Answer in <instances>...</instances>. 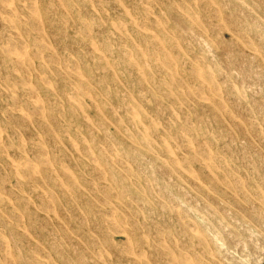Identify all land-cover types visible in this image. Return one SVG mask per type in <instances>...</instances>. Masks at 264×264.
Listing matches in <instances>:
<instances>
[{
  "label": "rangeland",
  "instance_id": "1",
  "mask_svg": "<svg viewBox=\"0 0 264 264\" xmlns=\"http://www.w3.org/2000/svg\"><path fill=\"white\" fill-rule=\"evenodd\" d=\"M116 1L31 0L30 2L29 0H0V41L2 40L0 42V154H4L0 155V186L2 188L5 186L4 190L0 188V191H2L0 192V203H2L0 204V217L3 218H0V247L2 249L0 250V264H9L12 261L13 264H52V262L53 264H77L79 261L81 262L78 264H144L145 262V264H152V262L153 264H166V262L167 264H185V262L186 264H199L200 262L203 264H214L215 262V264H223V262L225 264H264V0H216L217 4L220 3V6L214 3L216 2L215 0H170V2L169 0H150L151 3L149 0ZM199 1L201 3H198ZM57 2H60V5ZM145 4H147L146 8ZM187 9L189 10L187 11ZM103 11L105 12L103 13ZM215 16L221 20H218ZM200 19H202L201 22ZM37 22H39V25ZM68 22L69 25H67ZM91 22L93 23V28ZM142 24H145L143 26L144 29L141 27ZM240 25L242 26L240 27ZM215 26H217L216 29L214 28ZM199 27L202 28L200 29ZM20 28H22L21 31ZM137 30L141 33H137ZM247 31H249V34H247ZM163 34L166 38L162 36ZM259 34L263 37H260ZM65 37H67V40ZM28 38L29 41L27 40ZM95 39H98V41ZM148 39H151L152 44ZM249 40H251L252 44ZM164 41L166 42L164 43ZM22 42H24L23 45ZM229 42L231 43L229 44ZM10 43H12V48ZM39 44H42V47L45 46L44 49H40L41 45ZM249 44L251 48L255 49L253 50L252 48V52ZM21 47L22 49H20ZM96 47L100 48L97 49ZM132 47H135V50ZM37 49L40 51L39 54H35L38 52L36 51ZM146 51L147 54L145 53ZM166 53L168 56H166ZM37 55L40 56L38 57ZM150 55L152 56L150 57ZM64 57L66 58L65 61ZM90 57L94 61H91ZM179 60L181 61L179 62ZM16 61L18 64H15ZM100 61L101 63H99ZM206 61L209 62V66ZM4 67L5 70L3 69ZM160 67H162V71ZM179 68L181 69L179 70ZM205 70L206 73L204 72ZM144 71L146 72L144 73ZM192 73H194L193 77ZM62 75L66 76L62 77ZM230 75L233 78H230ZM149 79H151L150 82L148 81ZM53 81H55V84ZM79 82H83L82 86ZM140 82L144 84H140ZM207 82L209 85H207ZM153 84L157 85L156 89ZM86 85L88 86L86 87ZM188 90H190L189 93ZM175 91H178L181 95ZM199 91H201V94ZM242 91H245V93H242ZM254 92L256 95H254ZM124 93L125 95H122ZM11 96L12 98H10ZM22 96L24 97L22 98ZM70 96L74 97V99ZM205 96L206 100L204 99ZM102 104L108 107H103L104 105L102 106ZM25 107H28L26 108L27 110H25ZM217 107L222 109L219 110ZM181 108L182 111H180ZM70 109H73V111ZM228 109L230 113H228ZM35 111L36 113H34ZM187 113L189 114L187 115ZM153 119L156 123L152 122ZM185 121H188V123ZM188 125L192 127H187ZM148 126H150L149 131ZM245 128L247 129L246 131ZM169 129H171V132ZM184 130L185 133L183 132ZM204 131L207 132V135ZM183 133L187 135L185 136ZM38 135L40 136L38 137ZM19 136L22 139L20 141L18 140L20 139ZM111 136L113 137L111 138ZM180 136L185 139L182 141ZM91 139L93 140L90 141ZM133 139H135V142H132ZM196 140L198 143H194ZM183 143L186 144L184 145ZM167 146L171 148L164 149ZM88 151L89 154L87 155ZM203 151L207 155L203 154ZM213 155L217 157L214 158ZM206 156L208 157L206 158ZM52 157L54 161L57 159L55 161L56 164L53 163ZM194 159H197L198 163ZM184 160L189 162V164ZM99 161L100 164H98ZM174 161L176 162L174 163ZM30 163L32 164L30 165ZM107 164L109 167L106 166ZM105 167L109 169L106 171ZM138 167L141 169L139 170ZM111 168L113 169L111 170ZM110 170L113 171L112 175ZM143 170L145 174L144 172L142 173ZM88 174L91 175V178ZM6 176L8 177L6 178ZM113 179L114 183L112 182ZM154 179L157 180L155 181ZM222 179L227 184L223 183ZM59 180L60 182H58ZM211 181L213 182L211 183ZM115 183L117 184L116 186ZM19 184L21 187L18 186ZM156 186L158 187L155 189ZM15 187H20L19 189L22 191ZM90 191L91 193L94 192V194H90ZM108 192L111 195H108ZM10 194L13 196H10ZM108 196L109 199H107ZM130 196L133 197L131 198ZM244 196L250 197L246 198ZM23 199H26L27 202ZM52 199L56 200V202ZM109 200L111 201L109 202ZM258 200L261 201L258 202ZM106 201L109 207H107ZM123 201L124 203H122ZM33 203L34 205H30ZM156 204L158 207H156ZM39 205L41 208L38 207ZM48 206H51L50 209ZM255 209L258 211L256 212ZM106 211L107 213H105ZM134 214L136 215L135 217ZM9 216L11 219H9ZM75 217L76 219H74ZM105 217L107 218L106 221H104ZM127 217H130V219ZM186 222L189 223V226ZM117 224L118 226H116ZM157 225L159 226L157 227ZM113 226L116 227L114 228L118 232L115 229V231L113 230ZM200 227L204 230L202 231ZM168 229L171 231H168ZM128 230L135 232V235ZM140 230L144 232L142 231V233ZM167 231L171 232L172 235ZM197 232L200 234H197ZM109 235L110 237H108ZM196 236H198L199 240ZM208 237H210V240ZM203 239L205 244L202 242ZM3 240L7 242V247ZM102 240L107 244L104 241L101 242ZM137 240L139 241L136 242ZM179 241L181 245L178 244ZM160 242L162 243L160 244ZM42 243L43 245H41ZM94 243L97 244L95 248H93ZM66 245L69 249H67ZM124 245L128 246V249ZM200 245L201 247H199ZM120 246L121 248H119ZM6 248L8 249L6 250ZM122 249L126 252H123ZM206 249H209L210 252H207ZM31 252L34 255H31ZM74 252L76 253L74 254ZM2 253L4 257L1 256ZM123 253L125 254L123 255ZM93 255L96 257H93ZM213 255L217 259H214ZM48 256L51 258H48ZM194 257L195 261L193 262ZM32 259L34 260L32 261Z\"/></svg>",
  "mask_w": 264,
  "mask_h": 264
},
{
  "label": "bare ground",
  "instance_id": "2",
  "mask_svg": "<svg viewBox=\"0 0 264 264\" xmlns=\"http://www.w3.org/2000/svg\"><path fill=\"white\" fill-rule=\"evenodd\" d=\"M18 1H19V0H18ZM29 1L31 2V0H29ZM36 1H37V0H36ZM54 1H55V0H54ZM93 1H94V0H93ZM115 1H116V0H115ZM135 1H136V0H135ZM149 1H150V0H149ZM153 1H154V0H153ZM193 1H194V0H193ZM215 1H216V0H215ZM5 2H6V1H5ZM104 2H105V1H104ZM106 2H108V1H106ZM111 2H112V1H111ZM116 2H117V1H116ZM141 2H142V1H141ZM169 2H170V0H169ZM207 2H208V1H207ZM6 3H7V2H6ZM49 3H51V2H49ZM57 3H58V2H57ZM59 3H60V2H59ZM59 3H58V4H59ZM69 3H70V2H69ZM139 3H140V1H139ZM146 3H147V1H146ZM150 3H151V1H150ZM163 3H164V2H163ZM188 3H189V2H188ZM191 3H193V2H191ZM198 3H201V2L199 1ZM214 3L217 4L218 2L216 1V2H214ZM34 4H35V3H34ZM51 4H52V3H51ZM106 4H107V3H106ZM109 4H110V3H109ZM181 4H182V3H181ZM26 5H27V4H26ZM59 5H60V4H59ZM96 5H98V4H96ZM139 5H140V4H139ZM158 5H160V4H158ZM164 5L166 6L165 3H164ZM191 5H192V4H191ZM211 5H212V4H211ZM217 5L220 6V3L217 4ZM221 5H222V4H221ZM246 5H247V4H246ZM28 6H29V5H28ZM31 6H33V5H31ZM109 6H110V5H109ZM146 6H147V4H145V8H146ZM215 6H216V5H215ZM242 6H243V5H242ZM29 7H30V6H29ZM48 7H49V6H48ZM52 7H53V6H52ZM142 7H143V5H142ZM183 7H185V6H183ZM15 8H16V7H15ZM15 8H14V9H15ZM32 8H33V7H32ZM50 8H51V6H50ZM53 8H54V7H53ZM97 8H98V7H97ZM165 8H167V7H165ZM2 9H3V8H2ZM14 9H13V10H14ZM21 9H22V8H21ZM30 9H31V8H30ZM33 9H34V8H33ZM65 9H66V7H65ZM153 9H154V7H153ZM211 9H212V8H211ZM221 9H222V8H221ZM223 9H224V8H223ZM37 10H38V9H37ZM47 10H48V9H47ZM67 10H68V9H67ZM132 10H134V9H132ZM180 10H181V9H180ZM182 10H183V9H182ZM188 10H189V9H187V11H188ZM217 10H218V8H217ZM3 11H4V10H3ZM15 11H16V9H15ZM22 11H23V9H22ZM185 11H186V10H185ZM218 11H219V10H218ZM44 12H46V11H44ZM77 12H78V11H77ZM79 12H80V11H79ZM104 12H105V11H103V13H104ZM113 12H114V11H113ZM151 12H152V11H151ZM196 12H197V11H196ZM214 12H215V11H214ZM221 12H222V11H221ZM253 12H254V11H253ZM21 13H22V12H21ZM162 13H163V12H162ZM187 13H189V12H187ZM191 13H192V12H191ZM197 13H198V12H197ZM197 13H196V14H197ZM205 13H206V12H205ZM218 13H219V12H218ZM241 13H242V12H241ZM8 14H9V13H8ZM16 14H17V11H16ZM124 14H126V13H124ZM144 14H145V12H144ZM160 14H161V13H160ZM189 14H190V13H189ZM192 14H193V13H192ZM198 14H200V13H198ZM198 14H197V15H198ZM242 14H243V13H242ZM242 14H241V15H242ZM10 15H11V14H10ZM12 15H14V14L12 13ZM29 15H30V14H29ZM46 15H48V14H46ZM78 15H80V14H78ZM223 15H224V14H223ZM25 16H26V15H25ZM80 16H81V15H80ZM124 16H125V15H124ZM191 16H192V15H191ZM216 16H218V15H216ZM216 16H215V17H216ZM13 17H14V16H13ZM28 17H29V16H28ZM31 17H32V15H31ZM64 17H65V16H64ZM68 17H69V16H68ZM147 17H148V15H147ZM147 17H146V19H147ZM155 17H156V16H155ZM159 17H160V16H159ZM203 17H204V16H203ZM29 18H30V17H29ZM34 18H35V17H34ZM120 18H121V17H120ZM134 18H135V17H134ZM170 18H171V17H170ZM197 18H198V17H197ZM207 18H208V17H207ZM207 18H206V19H207ZM209 18H210V17H209ZM216 18H217V17H216ZM218 18H219V17H218ZM218 18H217V19H218ZM35 19H36V18H35ZM35 19H33V20H35ZM66 19H68V18H66ZM93 19H94V18H93ZM162 19H163V18H162ZM192 19H193V18H192ZM198 19H199V18H198ZM203 19H204V18H203ZM28 20H29V19H28ZM63 20H64V19H63ZM122 20H123V19H122ZM137 20H138V19H137ZM140 20H141V19H140ZM164 20H165V19H164ZM164 20H163V22H164ZM201 20H202V19H200V22H201ZM218 20H221V19H218ZM30 21H31V19H30ZM36 21H37V20H36ZM38 21H39V20H38ZM64 21H65V20H64ZM67 21H68V20H67ZM90 21H91V20H90ZM209 21H210V19H209ZM224 21H225V20H224ZM39 22H40V21H39ZM39 22H37L38 25H39ZM69 22H70V21H69ZM69 22H68L67 25H69ZM80 22H81V21H80ZM92 22H93V21H92ZM92 22H91V23H92ZM112 22H113V21H112ZM124 22H125V21H124ZM140 22H141V21H140ZM140 22H139V23H140ZM143 22H144V20H143ZM149 22H150V21H149ZM156 22H157V21H156ZM156 22H155V24H156ZM193 22H194V21H193ZM196 22H197V21H196ZM237 22H238V21H237ZM93 23H94V22H93ZM93 23H92V28H93ZM118 23H119V22H118ZM139 23H138V24H139ZM152 23H153V22H152ZM165 23H166V22H165ZM173 23H174V22H173ZM225 23H226V22H225ZM13 24H14V23H13ZM19 24H20V23H19ZM33 24H34V23H33ZM81 24H83V23H81ZM85 24H86V23H85ZM126 24H127V22H126ZM157 24H158V23H157ZM198 24H199V23H198ZM219 24H220V23H219ZM65 25H66V22H65ZM65 25H64V26H65ZM131 25H132V24H131ZM144 25H145V24H144ZM144 25L142 24V26H141V25H140V26L143 27ZM153 25H154V24H153ZM208 25H209V24H208ZM217 25H218V24H217ZM224 25H225V24H224ZM12 26H13V25H12ZM12 26H11V27H12ZM31 26H33V25L31 24ZM52 26H53V24H52ZM74 26H75V25H74ZM111 26H112V24H111ZM116 26H117V25H116ZM163 26H164V25H163ZM220 26H221V25H220ZM236 26H237V25H236ZM241 26H242V25H240V27H241ZM253 26H255V25H253ZM39 27H40V26H39ZM79 27L81 28V26H79ZM118 27H119V24H118ZM118 27H116V28H118ZM176 27H177V25H176ZM176 27H175V28H176ZM208 27H209V26H208ZM210 27H211V26H210ZM218 27H219V26H218ZM228 27H229V25H228ZM240 27H239V28H240ZM12 28H13V27H12ZM14 28H15V26H14ZM35 28H36V27H35ZM74 28H75V27H74ZM108 28H109V27H108ZM150 28H151V27H150ZM156 28H157V27H156ZM179 28H180V27H179ZM199 28H200V27H199ZM201 28H202V27H201ZM201 28H200V29H201ZM214 28L216 29L217 26H215ZM229 28H230V27H229ZM2 29H4V28H2ZM21 29H22V28H20V31H21ZM39 29H40V28H39ZM43 29H44V28H43ZM77 29H78V28H77ZM119 29H120V28H119ZM143 29H144V27H143ZM157 29H158V28H157ZM168 29H169V28H168ZM235 29H236V28H235ZM240 29H241V28H240ZM242 29H243V28H242ZM246 29H247V28H246ZM33 30H35V29H33ZM75 30H76V29H75ZM117 30H118V29H117ZM135 30H136V29H135ZM175 30H176V29H175ZM175 30H174V31H175ZM180 30L184 31L183 29H180ZM249 30H250V28H249ZM257 30H258V29H257ZM20 31H18V32L20 33ZM35 31H36V30H35ZM81 31H82V30H81ZM85 31H86V30H85ZM118 31H119V30H118ZM137 31H138V30H137ZM162 31H164V30H162ZM162 31H161V32H162ZM213 31H214V30H213ZM59 32H60V31H59ZM78 32H79V31H78ZM87 32H88V31H87ZM115 32H116V31H115ZM161 32H160V33H161ZM204 32H205V31H204ZM210 32H212V31L210 30ZM248 32H249V31H247V34H249ZM5 33H6V31H5ZM79 33H80V32H79ZM81 33H82V32H81ZM84 33H86V32H84ZM137 33H139V31H138ZM140 33H141V32H140ZM140 33H139V34H140ZM163 33H164V32H163ZM171 33H172V32H171ZM181 33H182V32H181ZM212 33H213V32H212ZM220 33H221V32H220ZM222 33H223V31H222ZM260 33H261V32H260ZM179 34H180V33H179ZM193 34H194V33H193ZM236 34H238V33H236ZM251 34H252V33H251ZM255 34H257V33H255ZM82 35H83V34H82ZM85 35H86V34H85ZM89 35H90V34H89ZM137 35H138V34H137ZM142 35H143V33H142ZM184 35H185V33H184ZM259 35H260V34H259ZM9 36H10V35H9ZM29 36H30V34H29ZM51 36H52V35H51ZM73 36H74V35H73ZM127 36H128V34H127ZM127 36H126V37H127ZM140 36H141V35H140ZM147 36H148V35H147ZM147 36H146V37H147ZM160 36H161V35H160ZM162 36H164V34H163ZM168 36H169V35H168ZM178 36H179V35H178ZM185 36H186V35H185ZM218 36H219V34H218ZM263 36H264V35H263ZM263 36L260 35V37H263ZM2 37H3V36H2ZM54 37H56V36L54 35ZM164 37H165V36H164ZM211 37H212V36H211ZM211 37H210V38H211ZM237 37H238V36H237ZM43 38H44V37H43ZM66 38H67V37H65V39H66ZM165 38H166V37H165ZM167 38H168V37H167ZM263 38H264V37H263ZM5 39H8V38H5ZM9 39H10V37H9ZM34 39H35V37H34ZM122 39H123V38H122ZM129 39H130V38H129ZM169 39H170V38H169ZM177 39H178V37H177ZM180 39H181V38H180ZM212 39H213V38H212ZM223 39H224V38H223ZM27 40L29 41V38H28ZM66 40H67V39H66ZM87 40H88V39H87ZM95 40L98 41V39H95ZM120 40H121V38H120ZM144 40H145V39H144ZM146 40H147V39H146ZM148 40L150 41L151 39H148ZM155 40H156V39H155ZM261 40H262V38H261ZM1 41H2V40H1ZM1 41H0V42H1ZM74 41H75V40H74ZM88 41H89V40H88ZM152 41H153V40H152ZM161 41H162V40H161ZM170 41H171V40H170ZM170 41H169V42H170ZM242 41H244V40L242 39ZM246 41H247V40H246ZM250 41H251V40H249V42H250ZM262 41H263V40H262ZM35 42H36V41H35ZM39 42H40V41H39ZM39 42H38V43H39ZM89 42H91V41H89ZM121 42H122V41H121ZM130 42H131V41H130ZM165 42H166V41H164V43H165ZM181 42H182V41H181ZM231 42H232V40H231ZM231 42H229V44H230ZM12 43H13V42H12ZM12 43H10V47H11V44H12ZM18 43H19V42H18ZM36 43H37V42H36ZM91 43H92V42H91ZM139 43H140V42H139ZM139 43H138V44H139ZM150 43L152 44L151 41H150ZM150 43H149V45H150ZM155 43H156V41H155ZM172 43H173V42H172ZM174 43H175V42H174ZM208 43H209V42H208ZM250 43L252 44V42H250ZM6 44H7V43H6ZM23 44H24V42H22V45H23ZM25 44H26V43H25ZM180 44H182V43H180ZM183 44H185V43H183ZM194 44H195V42H194ZM232 44H233V43H232ZM254 44H255V43H254ZM254 44H253V45H254ZM37 45H38V44H37ZM39 45H41L40 49H42V48L44 49L45 46L42 47V44H39ZM55 45H56V44H55ZM98 45H100V44H98ZM140 45H141V43H140ZM167 45H168V43H167ZM175 45H176V44H175ZM198 45H199V44H198ZM249 45H250V44H249ZM2 46H3V44H2ZM12 46H14V45H12ZM15 46H16V45H15ZM33 46H34V43H33ZM33 46H32V47H33ZM35 46H36V45H35ZM94 46H95V45H94ZM173 46H174V45H173ZM202 46H203V45H202ZM211 46H213V45H211ZM255 46H256V45H255ZM7 47H8V45H7ZM92 47H93V46H92ZM101 47H102V46H101ZM116 47H117V46H116ZM151 47H152V46H151ZM157 47H158V46H157ZM159 47H160V46H159ZM189 47L191 48V46H189ZM231 47H232V46H231ZM245 47H246V46H245ZM249 47H250V49H251V52H252L253 50H255L253 47H252V48H253V50H252L251 45H250ZM257 47H258V46H257ZM11 48H12V47H11ZM59 48H60V47H59ZM96 48H97V47H96ZM99 48H100V47H98L97 49H99ZM127 48H128V47H127ZM132 48H133V47H132ZM134 48H135V47H134ZM134 48H133V50H135ZM154 48H155V47H154ZM167 48H169V47H167ZM175 48H176V47H175ZM212 48H214V47H212ZM246 48H248V47H246ZM255 48H256V47H255ZM3 49H4V48H3ZM8 49H9V48H8ZM20 49H22V47H21ZM26 49H27V47H26ZM33 49H34V48H33ZM33 49H32V50H33ZM38 49H39V48H38ZM38 49H37L36 51H38ZM46 49H47V48H46ZM94 49H95V48H94ZM97 49H95V50H97ZM136 49H137V48H136ZM146 49H147V48H146ZM157 49H158V48H157ZM200 49H201V48H200ZM258 49H259V47H258ZM9 50H10V49H9ZM30 50H31V46H30ZM102 50H103V49H102ZM102 50H101V52H102ZM155 50H156V49H155ZM158 50H159V49H158ZM158 50H157V51H158ZM160 50H161V49H160ZM170 50H172V49H170ZM208 50H210V49H208ZM208 50H207V51H208ZM248 50H249V49H248ZM256 50H257V49H256ZM259 50H260V49H259ZM99 51H100V50H99ZM147 51H148V50H147ZM147 51L145 52L146 54H147ZM257 51H258V50H257ZM29 52H30V51H29ZM127 52H129V51H127ZM136 52H139V51H136ZM159 52H161V51H159ZM163 52H164V51H163ZM193 52H194V51H193ZM261 52H263V51H261ZM6 53H7V52H6ZM34 53H35V52H34ZM37 53L39 54L40 51L36 52L35 54H37ZM106 53H107V52H106ZM109 53H110V52H109ZM134 53H135V52H134ZM149 53H150V52H149ZM172 53H173V52H172ZM17 54H18V53H17ZM112 54H113V53H112ZM123 54H124V53H123ZM126 54H127V53H126ZM139 54H140V53H139ZM139 54H138V55H139ZM152 54H153V53H152ZM154 54H155V52H154ZM173 54H174V53H173ZM190 54H192V53H190ZM201 54H202V53H201ZM210 54H211V53H210ZM240 54H241V53H240ZM40 55H41V54H40ZM40 55H39V56H40ZM57 55H58V54H57ZM89 55H90V53H89ZM161 55H162V54H161ZM161 55H160V56H161ZM18 56H19V55H18ZM33 56H34V55H33ZM37 56H38V55H37ZM39 56H38V57H39ZM51 56H52V55H51ZM79 56H80V55H79ZM126 56H128V55H126ZM134 56H135V55H134ZM151 56H152V55H150V57H151ZM166 56H168L167 53H166ZM263 56H264V55H263ZM35 57H36V56H35ZM99 57H100V56H99ZM99 57H98V58H99ZM137 57H138V56H137ZM137 57H136V58H137ZM150 57H149V59H150ZM155 57H156V54H155ZM155 57H154V58H155ZM162 57H163V56H162ZM169 57H170V56H169ZM169 57H168V58H169ZM179 57H180V56H179ZM200 57H201V56H200ZM228 57H229V56H228ZM18 58H19V57H18ZM18 58H16V59H18ZM22 58H23V57H22ZM33 58H34V57H33ZM46 58H48V57H46ZM46 58H45V60H47ZM51 58H52V57H51ZM90 58H91V57H90ZM98 58H97V59H98ZM138 58H139V57H138ZM138 58H137V59H138ZM166 58H167V57H166ZM171 58H172V57H171ZM250 58H252V57H250ZM8 59H9V58H8ZM65 59H66V58L64 57V61H65ZM94 59H95V58H94ZM99 59H102V58H99ZM99 59H98V60H99ZM105 59H106V58H105ZM161 59H162V58H161ZM163 59H164V58H163ZM172 59H173V58H172ZM198 59H199V58H198ZM212 59H213V58H212ZM253 59H254V57H253ZM79 60H80V59H79ZM92 60H93V59L91 58V61H92ZM106 60H107V59H106ZM109 60H110V59H109ZM113 60H114V59H113ZM140 60H141V58H140ZM164 60H166V59H164ZM164 60H163V63H164ZM167 60H168V59H167ZM22 61H23V60H22ZM54 61H56V60H54ZM93 61H94V60H93ZM95 61H96V60H95ZM137 61H138V60H137ZM170 61L172 62V60H170ZM175 61H176V60H175ZM180 61H181V60H179V62H180ZM183 61H184V60H183ZM4 62H5V61H4ZM49 62H50V58H49ZM51 62H52V60H51ZM97 62H98V61H97ZM123 62H125V61L123 60ZM151 62H153V61H151ZM161 62H162V61H161ZM171 62H170V63H171ZM176 62H177V61H176ZM184 62H185V61H184ZM186 62H188V61H186ZM192 62H193V61H192ZM206 62H207V61H206ZM210 62H212V61H210ZM2 63H3V62H2ZM57 63H58V62H57ZM71 63H72V62H71ZM74 63H75V62H74ZM99 63H101V61H100ZM140 63H141V62H140ZM170 63H169V64H170ZM181 63H182V62H181ZM181 63H180V64H181ZM208 63H209V62H207V64H208ZM212 63H213V62H212ZM3 64H4V63H3ZM13 64H14V63H13ZM13 64H12V65H13ZM15 64H18L17 61H16ZM52 64H53V63H52ZM64 64H65V63H64ZM64 64H62V65H64ZM75 64H76V63H75ZM110 64H111V63H110ZM128 64H129V63H128ZM143 64H144V63H143ZM145 64H147V63H145ZM172 64H174V63H172ZM178 64H179V63H178ZM7 65H8V64H7ZM65 65H66V64H65ZM71 65H72V64H71ZM117 65H118V64H117ZM117 65H116V66H117ZM131 65H132V64H131ZM131 65H130V66H131ZM163 65H164V64H163ZM184 65H185V64H184ZM184 65H182V66H184ZM186 65H187V64H186ZM5 66H6V62H5ZM41 66H42V65H41ZM72 66H73V65H72ZM75 66H76V65H75ZM75 66H74V67H75ZM128 66H129V65H128ZM158 66H159V65H158ZM201 66H202V65H201ZM203 66H204V65H203ZM205 66H206V65H205ZM208 66H209V64H208ZM13 67H14V66H13ZM13 67H12V68H13ZM38 67H39V66H38ZM42 67H43V66H42ZM74 67H73V68H74ZM165 67H166V66H165ZM195 67H196V66H195ZM214 67H215V66H214ZM221 67H222V66H221ZM64 68H65V67H64ZM104 68H106V67H104ZM156 68H157V67H156ZM161 68H162V67H160V70H161ZM167 68H168V67H167ZM202 68H203V67H202ZM204 68H205V67H204ZM3 69L5 70V67H4ZM43 69H44V68H43ZM71 69H72V68H71ZM95 69H96V67H95ZM173 69H175V68H173ZM180 69H181V68H179V70H180ZM38 70H39V68H38ZM97 70H98V69H97ZM146 70H147V68H146ZM160 70H159V71H160ZM185 70H186V69H185ZM191 70H193V69L191 68ZM206 70H208V69H206ZM206 70L204 71L205 73H206ZM258 70H259V69H258ZM11 71H12V70H11ZM21 71L23 72V70H21ZM64 71H65V70H64ZM152 71H153V69H152ZM161 71H162V70H161ZM163 71H164V70H163ZM188 71H189V70H188ZM194 71H195V70H194ZM197 71H198V70H197ZM6 72H7V71H6ZM39 72H40V71H39ZM106 72H107V70H106ZM145 72H146V71H144V73H145ZM147 72H148V71H147ZM26 73H27V72H26ZM66 73H68V72H66ZM98 73H99V72H98ZM158 73H159V72H158ZM158 73H157V74H158ZM188 73H189V72H188ZM197 73H198V72H197ZM234 73H235V72H234ZM69 74H70V73H69ZM121 74H122V73H121ZM148 74H149V72H148ZM182 74H184V73H182ZM198 74H199V73H198ZM207 74H208V73H207ZM209 74H211V73H209ZM191 75H192V77H193L194 73H192ZM191 75H190V76H191ZM201 75H202V74H201ZM63 76H66V75H62V77H63ZM122 76H123V75H122ZM129 76H130V75H129ZM180 76H181V75H180ZM180 76H179V77H180ZM195 76H196V74H195ZM198 76H199V75H198ZM206 76H207V75H206ZM227 76H228V75H227ZM227 76H226V77H227ZM0 77H1V73H0ZM23 77H25V76H23ZM74 77H75V76H74ZM82 77H83V76H82ZM148 77H149V76H148ZM151 77H152V76H151ZM181 77H182V76H181ZM181 77H180V78H181ZM211 77H213V76H211ZM3 78H4V77H3ZM167 78H168V77H167ZM209 78H210V77H209ZM230 78H233L232 75H230ZM43 79H44V78H43ZM65 79H66V78H65ZM77 79H78V78H77ZM90 79H91V78H90ZM144 79H145V78H144ZM185 79H186V78H185ZM6 80H9V79H6ZM27 80H28V77H27ZM92 80H93V79H92ZM150 80H151V79H149L148 81L150 82ZM161 80H162V79H161ZM202 80H203V79H202ZM205 80H206V79H205ZM210 80H211V78H210ZM215 80H219V79H215ZM237 80H238V78H237ZM3 81H4V80H3ZM47 81H48V80H47ZM86 81H87V79H86ZM139 81H140V80H139ZM139 81H138V82H139ZM155 81H156V80H155ZM169 81H170V80H169ZM185 81H187V80H185ZM206 81H208V80H206ZM212 81H214V79H212ZM16 82H17V81H16ZM16 82H14V83H16ZM38 82H39V81H38ZM53 82H54V84H55V81H53ZM69 82H70V81H69ZM84 82H85V81H84ZM114 82H115V81H114ZM124 82H126V81H124ZM158 82H159V81H158ZM182 82H183V81H182ZM187 82H188V81H187ZM204 82H205V81H204ZM21 83H22V82H21ZM46 83H47V82H46ZM79 83H81V86H82V83H83V82H79ZM79 83H77V84L79 85ZM117 83H118V82H117ZM142 83H143V82H140V84H142ZM153 83H154V80H153ZM159 83H161V82H159ZM190 83H191V82H190ZM214 83H215V82H214ZM221 83L223 84V82H221ZM225 83H226V82H225ZM16 84H17V83H16ZM72 84H73V83H72ZM86 84H87V83H86ZM127 84H128V83H127ZM143 84H144V83H143ZM183 84H184V83H183ZM201 84H202V83H201ZM222 84H221V85H222ZM228 84H229V82H228ZM36 85H38V84H36ZM73 85H74V84H73ZM84 85H85V84H84ZM99 85H100V84H99ZM132 85H133V84H132ZM153 85H154V84H153ZM203 85H204V83H203ZM207 85H209L208 82H207ZM225 85H226V84H225ZM225 85H224V86H225ZM8 86H9V85H8ZM56 86H57V85H56ZM56 86H55V87H56ZM81 86H80V87H81ZM87 86H88V85H86V87H87ZM154 86H155L154 88L156 89V86H157V85H154ZM184 86H185V85H184ZM188 86H189V85H188ZM192 86H193V85H192ZM212 86H213V85H212ZM217 86H218V85H217ZM234 86H235V85H234ZM64 87H65V86H64ZM174 87H175V86H174ZM180 87H181V86H180ZM194 87H195V86H194ZM199 87H200V85H199ZM205 87H206V86H205ZM215 87H216V86H215ZM65 88H66V87H65ZM167 88H168V87H167ZM191 88H192V87H191ZM206 88H207V87H206ZM206 88H205V89H206ZM211 88H212V87H211ZM233 88H234V87H233ZM82 89H83V88H82ZM82 89H81V90H82ZM115 89H116V88H115ZM203 89H204V88H203ZM212 89H213V88H212ZM215 89H216V88H215ZM22 90H23V88H22ZM24 90H25V89H24ZM63 90H64V89H63ZM197 90H199V89L197 88ZM242 90H243V88H242ZM32 91H33V90H32ZM58 91H59V90H58ZM71 91H72V89H71ZM83 91H84V90H83ZM91 91L93 92V90H91ZM189 91H190V90H188V93H189ZM216 91H217V90H216ZM13 92H15V91H13ZM86 92H88V91H86ZM94 92H95V91H94ZM103 92H104V91H103ZM103 92H102V93H103ZM148 92H149V91H148ZM157 92H158V91H157ZM159 92H160V91H159ZM175 92H176V91H175ZM177 92H178V91H177ZM177 92H176V93H177ZM186 92H187V91H186ZM208 92H209V89H208ZM212 92H213V91H212ZM212 92H211V93H212ZM243 92L245 93V91H242V93H243ZM15 93H16V92H15ZM30 93H31V92H30ZM34 93H35V92H34ZM72 93H73V92H72ZM166 93H167V92H166ZM178 93H179V92H178ZM195 93H196V92H195ZM199 93L201 94V91H199ZM202 93H203V92H202ZM219 93H220V91H219ZM254 93H255V92H254ZM25 94H26V93H25ZM35 94H36V93H35ZM68 94H69V93H68ZM117 94H118V93H117ZM143 94H145V93H143ZM167 94H168V93H167ZM167 94H166V95H167ZM169 94H170V92H169ZM203 94H204V93H203ZM208 94H210V93H208ZM216 94H217V93H216ZM32 95H33V94H32ZM69 95H70V94H69ZM80 95H81V94H80ZM82 95H83V94H82ZM97 95H98V94H97ZM105 95H106V94H105ZM115 95H116V93H115ZM122 95H125V93L122 94ZM126 95H127V94H126ZM145 95H146V94H145ZM145 95H144V96H145ZM171 95H172V94H171ZM179 95H181V94L179 93ZM179 95H177V96H179ZM254 95H256V93H255ZM8 96H9V95H8ZM28 96H30V95H28ZM83 96H84V95H83ZM92 96H93V95H92ZM95 96H96V94H95ZM106 96H107V95H106ZM187 96H188V94H187ZM198 96H199V95H198ZM242 96H243V95H242ZM23 97H24V96H22V98H23ZM30 97H31V96H30ZM33 97H34V95H33ZM33 97H32V99H33ZM36 97H37V96H36ZM54 97H55V96H54ZM70 97H71V96H70ZM84 97H85V96H84ZM90 97H91V96H90ZM93 97H94V96H93ZM97 97H98V96H97ZM201 97H202V96H201ZM201 97H200V98H201ZM10 98H12V96H11ZM16 98H18V97H16ZM71 98L74 99V97H71ZM128 98H129V97H128ZM174 98H175V97H174ZM189 98H190V97H189ZM192 98H193V97H192ZM202 98H203V97H202ZM243 98H245V97H243ZM45 99H46V98H45ZM55 99H56V98H55ZM91 99H93V98L91 97ZM97 99H98V98H97ZM106 99H108V98L106 97ZM129 99H130V98H129ZM157 99H159V98H157ZM167 99H169V98L167 97ZM204 99L206 100V96H205ZM220 99H221V96H220ZM6 100H7V99H6ZM12 100H13V99H12ZM16 100H17V99H16ZM118 100H119V99H118ZM195 100H196V99H195ZM212 100L215 101V99H213V98H212ZM212 100H211V102H213ZM25 101H26V100H25ZM122 101H124V100H122ZM146 101H147V100H146ZM15 102H16V101H15ZM49 102H50V101H49ZM124 102H125V101H124ZM193 102H194V100H193ZM197 102H198V101H197ZM5 103H6V102H5ZM22 103H23V102H22ZM228 103H229V102H228ZM26 104H27V102H26ZM26 104H25V105H26ZM104 104H105V103H104ZM104 104H102V106H103ZM188 104H189V102H188ZM219 104H220V103H219ZM14 105H15V103H14ZM14 105H13V106H14ZM133 105H134V104H133ZM185 105H186V104H185ZM189 105H190V104H189ZM201 105H203V104H201ZM215 105H216V106H219L218 104H215ZM220 105H222V104H220ZM223 105H224V103H223ZM13 106H12V107H13ZM26 106H27V105H26ZM48 106H49V105H48ZM48 106H47V107H48ZM54 106H55V105H54ZM54 106H53V108H54ZM102 106H101V107H102ZM178 106H179V105H178ZM186 106H187V105H186ZM232 106H233V105H232ZM18 107H19V106H18ZM32 107L34 108V106H32ZM43 107H44V106H43ZM58 107H60V106H58ZM61 107H62V106H61ZM103 107H108V106H105V105H104ZM128 107H129V105H128ZM169 107H170V106H169ZM169 107H168V108H169ZM179 107H180V106H179ZM181 107H182V106H181ZM189 107H190V106H189ZM206 107H207V106H206ZM223 107H224V106H223ZM13 108L15 109V107H13ZM26 108H28V107H25V110H27ZM38 108H39V106H38ZM48 108H49V107H48ZM109 108H110V107H109ZM165 108H166V107H165ZM170 108H171V107H170ZM175 108H176V107H175ZM202 108H203V107H202ZM260 108H261V107H260ZM34 109H35V108H34ZM43 109H44V108H43ZM56 109H58V108H56ZM60 109H61V108H60ZM67 109H68V108H67ZM104 109H105V108H104ZM127 109H128V108H127ZM166 109H167V108H166ZM211 109H212V108H211ZM217 109H219V107H217ZM221 109H222V108H221ZM221 109H219V110H221ZM224 109H225V108H224ZM236 109H238V108H236ZM51 110H52V109H51ZM70 110L73 111V109H70ZM85 110H86V109H85ZM119 110H120V109H119ZM131 110H132V109H131ZM137 110L139 111L138 108H137ZM195 110H196V109H195ZM212 110H213V109H212ZM6 111H7V110H6ZM28 111H30V110H28ZM48 111H49V110H48ZM104 111H105V110H104ZM116 111H117V109H116ZM180 111H182V108L180 109ZM202 111L204 112V110H202ZM223 111H224V110H223ZM228 111H229V109H228ZM228 111H227V112H228ZM244 111H246V110H244ZM8 112H9V111H8ZM157 112H158V111H157ZM160 112H161V111H160ZM160 112H159V113H160ZM214 112H215V111H214ZM221 112H222V111H221ZM241 112H242V111H241ZM34 113H36V111H35ZM47 113H48V112H47ZM103 113H104V112H103ZM129 113H130V112H129ZM164 113H165V112H164ZM164 113H163V115H164ZM228 113H230V111H229ZM250 113H252V112H250ZM250 113H249V114H250ZM2 114H3V113H2ZM37 114H38V112H37ZM61 114H63V113H61ZM85 114H86V113H85ZM188 114H189V113H187V115H188ZM193 114H194V113H193ZM197 114H198V113H197ZM33 115H34V114H33ZM48 115H50V114H48ZM74 115H75V113H74ZM88 115H89V114H88ZM103 115H104V114H103ZM175 115H176V114H175ZM195 115H196V113H195ZM224 115H225V114H224ZM251 115H252V114H251ZM258 115H259V114H258ZM12 116H13V114H12ZM151 116H152V115H151ZM225 116H226V115H225ZM196 117H197V116H196ZM201 117H202V116H201ZM216 117H217V115H216ZM223 117H224V116H223ZM49 118H50V117H49ZM84 118H85V117H84ZM197 118H198V117H197ZM232 118H234V117H232ZM242 118H243V117H242ZM52 119H53V118H52ZM72 119H73V118H72ZM151 119H152V118H151ZM151 119H150V121H151ZM155 119H156V118H155ZM175 119H176V118H175ZM207 119H208V118H207ZM207 119H206V120H207ZM248 119H249V118H248ZM33 120H34V119H33ZM49 120H50V119H49ZM198 120H199V118H198ZM216 120H217V119H216ZM237 120H238V119H237ZM249 120H250V119H249ZM70 121H71V120H70ZM70 121H69V123H70ZM229 121H231V120H229ZM251 121H252V120H251ZM34 122H35V121H34ZM93 122H94V121H93ZM129 122L131 123V121H129ZM152 122H154V119H153ZM185 122L188 123V121H185ZM243 122H244V121H243ZM3 123H4V122H3ZM35 123H36V122H35ZM35 123H34V124H35ZM82 123H83V122H82ZM94 123H95V122H94ZM96 123H98V122H96ZM100 123H102V122H100ZM104 123H105V122H104ZM118 123H119V122H118ZM154 123H156V122H154ZM195 123H196V122H195ZM207 123H208V122H207ZM244 123H245V122H244ZM74 124H75V123H74ZM74 124H73V125H74ZM178 124H179V123H178ZM210 124H211V123H210ZM239 124H240V123H239ZM246 124H247V123H246ZM35 125H36V124H35ZM61 125H62V124H61ZM96 125H97V124H96ZM99 125H100V124H99ZM105 125H106V123H105ZM119 125H120V124H119ZM132 125H133V124H132ZM186 125H187V124H186ZM205 125H206V124H205ZM243 125H244V124H243ZM243 125H242V127H243ZM8 126H11V125H8ZM93 126H94V125H93ZM122 126H123V125H122ZM126 126H127V125H126ZM140 126H141V125H140ZM190 126H191V125H190ZM190 126L188 125L187 127H190ZM244 126H245V125H244ZM253 126H254V125H253ZM103 127H104V126H103ZM149 127H150V126L147 127V128H148V131H149ZM191 127H192V126H191ZM197 127H198V126H197ZM199 127H200V126H199ZM1 128H2V127H1ZM21 128H22V127H21ZM65 128H66V127H65ZM77 128H78V127H77ZM100 128H101V125H100ZM133 128H134V127H133ZM170 128H171V126H170ZM251 128H253V127H251ZM27 129H28V127H27ZM67 129H68V128H67ZM78 129H79V128H78ZM81 129H82V128H81ZM103 129H104V128H103ZM145 129H146V128H145ZM180 129L182 130V128H180ZM184 129H185V128H184ZM82 130H83V129H82ZM82 130H79V131H82ZM88 130H90V129H88ZM91 130H92V128H91ZM106 130H107V129H106ZM118 130H119V128H118ZM143 130H144V129H143ZM170 130H171V129H169V131H170ZM206 130H207V129H206ZM246 130H247V129L245 128V131H246ZM252 130H253V129H252ZM66 131H68V130H66ZM103 131H104V130H103ZM123 131H124V130H123ZM198 131H199V130H198ZM92 132H93V131H92ZM92 132H91V133H92ZM104 132H106V131H104ZM104 132H103V133H104ZM126 132H127V131H126ZM150 132H151V130H150ZM154 132H155V131H154ZM170 132H171V131H170ZM183 132L185 133V130H184ZM189 132H190V131H189ZM204 132H205V131H204ZM249 132H250V131H249ZM49 133H50V132H49ZM184 133H183V135H185V136L188 134V132H187V134H184ZM199 133H200V132H199ZM202 133H203V132H202ZM205 133H206V135H207V132H205ZM208 133H209V130H208ZM231 133H232V132H231ZM231 133H230V134H231ZM88 134H90V133H88ZM106 134H107V132H106ZM126 134H127V133H126ZM247 134H248V133H247ZM251 134H252V133H251ZM66 135H67V133H66ZM203 135H204V134H203ZM206 135H205V136H206ZM208 135H209V134H208ZM248 135H249V134H248ZM39 136H40V135H38V137H39ZM67 136H68V135H67ZM91 136H93V135L91 134ZM150 136L152 137L151 133H150ZM191 136H192V135H191ZM210 136H211V134H210ZM220 136H221V135H220ZM12 137H13V136H12ZM19 137H20V136H19ZM44 137H45V136H44ZM77 137H78V136H77ZM112 137H113V136H111V138H112ZM132 137H133V135H132ZM132 137H131V139H132ZM135 137H136V136H135ZM137 137H138V136H137ZM166 137H167V136H166ZM201 137H202V136H201ZM217 137H218V136H217ZM13 138H14V137H13ZM109 138H110V136H109ZM133 138H134V137H133ZM174 138H175V137H174ZM180 138H181V136H180ZM205 138H206V137H205ZM205 138H204V139H205ZM69 139H71V138H69ZM114 139H115V138H114ZM161 139H163V138H161ZM177 139H178V138H177ZM181 139H182V138H181ZM184 139H185V138H183L182 141H183ZM217 139H218V138H217ZM231 139H232V138H231ZM14 140H15V139H14ZM14 140H13V141H14ZM18 140H19V141L22 140L21 137H20V139H18ZM18 140H17V141H18ZM71 140H72V139H71ZM92 140H93V139H91L90 141H92ZM115 140H116V139H115ZM175 140H176V139H175ZM224 140H226V138H224ZM255 140H256V139H255ZM85 141H86V140H85ZM148 141H149V140H148ZM205 141H207V140H205ZM4 142H5V141H4ZM15 142H16V141H15ZM21 142H22V141H21ZM32 142L34 143V141H32ZM82 142H84V141H82ZM94 142H95V138H94ZM98 142H99V141H98ZM114 142H115V141H114ZM132 142H135V139H133ZM141 142H142V141H141ZM203 142H204V141H203ZM91 143H92V142H91ZM91 143H90V144H91ZM149 143H150V142H149ZM152 143H153V142H152ZM164 143H165V142H164ZM189 143H190V142H189ZM194 143H198L197 140H196V142L194 141ZM13 144H14V143H13ZM18 144H19V143H18ZM38 144H40V143H38ZM93 144H94V143H93ZM100 144H101V141H100ZM141 144H143V143H141ZM165 144H166V143H165ZM181 144H182V143H181ZM183 144H184V143H183ZM185 144H186V143H185ZM185 144H184V145H185ZM208 144H209V143H208ZM9 145H10V144H9ZM11 145H12V144H11ZM74 145L76 146V144H74ZM136 145H137V143H136ZM146 145H147V144H146ZM166 145H167V144H166ZM192 145H193V144H192ZM47 146H48V144H47ZM72 146H73V144H72ZM88 146H89V144H88ZM92 146H94V145H92ZM109 146H110V145H109ZM180 146H183V145H180ZM193 146H194V145H193ZM217 146H218V145H217ZM253 146H254V145H253ZM117 147H118V146H117ZM120 147H121V146H120ZM151 147H152V146H151ZM168 147H170V146H167V148H164V149H168ZM200 147H201V145H200ZM203 147H204V146H203ZM211 147H212V146H211ZM227 147H228V146H227ZM1 148H2V147H1ZM9 148H12V147H9ZM71 148H72V147H71ZM94 148H95V147H94ZM94 148H93V149H94ZM170 148H171V147H170ZM189 148H190V147H189ZM205 148H206V147H205ZM3 149H4V148H3ZM3 149H2V151H3ZM7 149H8V148H7ZM12 149H13V148H12ZM20 149H21V148H20ZM55 149H56V148H55ZM55 149H54V151H55ZM102 149H103V148H102ZM108 149H109V148H108ZM129 149H130V148H129ZM152 149H153V148H152ZM181 149H182V148H181ZM183 149H184V148H183ZM197 149H198V148H197ZM223 149H224V147H223ZM244 149H246V148H244ZM40 150H41V149H40ZM50 150H51V148H50ZM86 150H87V149H86ZM94 150H95V149H94ZM109 150H110V149H109ZM109 150H108V151H109ZM137 150H138V149H137ZM147 150H148V149H147ZM169 150H170V149H169ZM187 150H188V147H187ZM204 150H205V149H204ZM22 151H23V150H22ZM43 151H44V150H43ZM83 151H84V150H83ZM89 151H90V150H89ZM89 151L87 152V155L89 154ZM99 151H100V150H99ZM138 151H139V150H138ZM166 151H167V150H166ZM198 151H199V150H198ZM207 151H208V150H207ZM260 151H261V150H260ZM7 152H8V151H7ZM91 152H92V151H91ZM111 152H112V150H111ZM150 152H151V151H150ZM161 152H162V151H161ZM200 152H201V151H200ZM200 152H199V153H200ZM203 152H204V151H203ZM203 152H202V153H203ZM208 152H209V151H208ZM208 152H207V153H208ZM31 153H32V152H31ZM31 153H30V154H31ZM42 153H43V152H42ZM45 153H46V152H45ZM59 153H60V152H59ZM82 153H83V152H82ZM151 153H152V152H151ZM217 153H218V152H217ZM231 153H232V152H231ZM242 153H243V152H242ZM52 154H53V153H52ZM52 154H51V156H52ZM110 154H111V153H110ZM153 154H154V153H153ZM200 154H201V153H200ZM203 154H205V152H204ZM0 155H4V154H0ZM7 155H8V154H7ZM44 155H45V154H44ZM59 155H60V154H59ZM59 155H58V158H59ZM87 155H86V156H87ZM94 155H95V154H94ZM205 155H207V154H205ZM233 155H234V154H233ZM40 156H41V155H40ZM60 156H61V155H60ZM121 156H123V155H121ZM121 156H120V157H121ZM128 156H129V155H128ZM128 156H127V157H128ZM214 156H215V155H213V157H214ZM225 156H226V155H225ZM20 157H21V156H20ZM37 157H38V155H37ZM89 157H90V155H89ZM102 157H103V156H102ZM120 157H119V158H120ZM130 157H131V156H130ZM190 157H191V156H190ZM194 157H196V156H194ZM207 157H208V156H206V158H207ZM216 157H217V156H216ZM216 157H214V158H216ZM250 157H251V156H250ZM32 158H33V157H32ZM54 158H55V154H54ZM95 158H96V156H95ZM125 158H126V157H125ZM128 158H129V157H128ZM204 158H205V156H204ZM246 158H247V157H246ZM36 159H37V158H36ZM44 159H46V158H44ZM52 159H53V157H52ZM99 159H100V158H99ZM126 159H127V158H126ZM162 159H163V158H162ZM164 159H165V158H164ZM173 159H174V158H173ZM191 159H193V157H191ZM197 159H198V158H197ZM197 159H194V160L196 161ZM37 160H38V159H37ZM39 160H41V159L39 158ZM56 160H57V159H56ZM56 160H55V161H56ZM59 160H61V159H59ZM77 160H78V159H77ZM107 160H108V159H107ZM115 160H116V159H115ZM128 160H129V159H128ZM175 160H176V159H175ZM198 160H199V159H198ZM216 160H217V159H216ZM263 160H264V159H263ZM18 161H19V160H18ZM18 161H17V162H18ZM25 161H27V160H25ZM53 161H54V159H53ZM55 161H54L53 163H55ZM78 161H79V160H78ZM92 161H93V159H92ZM100 161H101V160H100ZM100 161H99L98 164H100ZM102 161H103V160H102ZM184 161H186V160H184ZM199 161H200V160H199ZM214 161H215V160H214ZM14 162H15V160H14ZM29 162H30V161H29ZM36 162H40V161H36ZM43 162H45V161H43ZM51 162H52V161H51ZM83 162H84V161H83ZM106 162H107V161H106ZM175 162H176V161H174V163H175ZM180 162H181V161H180ZM186 162H187V161H186ZM237 162H238V160H237ZM244 162H245V161H244ZM251 162H252V161H251ZM26 163H28V161H27ZM78 163H80V162H78ZM93 163H96V162H93ZM101 163H102V162H101ZM114 163H115V162H114ZM116 163H117V162H116ZM183 163H184V162H183ZM187 163L189 164V162H187ZM196 163H198V162L196 161ZM219 163H220V162H219ZM8 164H9V163H8ZM31 164H32V163H30V165H31ZM55 164H56V163H55ZM59 164H60V163H59ZM117 164H118V163H117ZM121 164H122V162H121ZM133 164H134V163H133ZM184 164H185V163H184ZM184 164H183V165H184ZM188 164H187V165H188ZM24 165H25V164H24ZM47 165H48V164H47ZM60 165H61V164H60ZM79 165H80V164H79ZM119 165H120V163H119ZM134 165H135V164H134ZM180 165H182V164H180ZM230 165H231V164H230ZM8 166H9V165H8ZM11 166H12V165H11ZM48 166H49V165H48ZM62 166H64V165H62ZM99 166H100V165H99ZM102 166H105V165H102ZM106 166H108V164H107ZM120 166H122V165H120ZM124 166H125V165H124ZM213 166H214V165H213ZM220 166H222V165H220ZM254 166L256 167V165H254ZM6 167H7V166H6ZM12 167H13V166H12ZM29 167H31V166H29ZM39 167H40V166H39ZM44 167H45V166H44ZM49 167H50V166H49ZM108 167H109V166H108ZM205 167H206V165H205ZM31 168H32V167H31ZM76 168H77V166H76ZM76 168H75V169H76ZM86 168H87V167H86ZM100 168H101V167H100ZM103 168H104V167H103ZM121 168H122V167H121ZM213 168H214V167H213ZM220 168H221V167H220ZM231 168H232V167H231ZM21 169H22V168H21ZM21 169H20V170H21ZM27 169H28V168H27ZM41 169H42V168H41ZM65 169H66V168H65ZM94 169H95V168H94ZM105 169H106V171H107L109 168L107 169V168L105 167ZM112 169H113V168H111V170H112ZM123 169H124V168H123ZM138 169H139V167H138ZM140 169H141V168H140ZM140 169H139V170H140ZM223 169H224V168H223ZM233 169H234V168H233ZM23 170H24V169H23ZM23 170H22V171H23ZM25 170H26V169H25ZM28 170H29V169H28ZM33 170H34V169H33ZM84 170H85V169H84ZM111 170H110V171H111ZM236 170H237V169H236ZM61 171H62V170H61ZM61 171H60V172H61ZM114 171H115V170H114ZM116 171H117V170H116ZM122 171H123V170H122ZM128 171H129V170H128ZM175 171L177 172V170H175ZM186 171H187V169H186ZM188 171H190V170L188 169ZM256 171H257V170H256ZM10 172H11V171H10ZM25 172H26V171H25ZM31 172H32V171H31ZM52 172H53V171H52ZM68 172H69V171H68ZM99 172H100V171H99ZM143 172H144V170L142 171V173H143ZM184 172H185V171H184ZM236 172H237V171H236ZM257 172H258V171H257ZM257 172H256V173H257ZM27 173H28V171H27ZM29 173H30V172H29ZM96 173H97V172H96ZM127 173H128V172H127ZM129 173H130V172H129ZM138 173H139V172H138ZM5 174H6V173H5ZM9 174H10V173H9ZM15 174H16V173H15ZM24 174H25V173H24ZM75 174H76V172H75ZM78 174H79V173H78ZM78 174H77V175H78ZM110 174L112 175V174H113V171H111ZM130 174H131V173H130ZM144 174H145V172H144ZM212 174H213V173H212ZM227 174H228V173H227ZM258 174H259V173H258ZM258 174H257V175H258ZM7 175H8V173H7ZM25 175H26V174H25ZM28 175H30V174H28ZM72 175H73V174H72ZM88 175H89V174H88ZM172 175H173V174H172ZM188 175H189V174H188ZM213 175H214V174H213ZM259 175H260V174H259ZM8 176H10V175H8ZM8 176H6V178H7ZM23 176H24V175H23ZM23 176H22V177H23ZM73 176H74V175H73ZM79 176H80V174H79ZM81 176H82V175H81ZM89 176H90V178H91V175H89ZM89 176H88V177H89ZM108 176H109V175H108ZM113 176H115V175H113ZM133 176H135V175H133ZM149 176H150V175H149ZM153 176H154V175H153ZM180 176H181V175H180ZM194 176H195V175H194ZM194 176H193V177H194ZM14 177H15V176H14ZM109 177H110V176H109ZM258 177H259V176H258ZM4 178H5V176H4ZM43 178L46 179L45 177H43ZM78 178H79V177H78ZM80 178H82V177H80ZM92 178H93V177H92ZM95 178H96V177H95ZM113 178H115V177H113ZM134 178H137V177H134ZM182 178H183V177H182ZM232 178H233V177H232ZM244 178H245V177H244ZM24 179H25V178H24ZM30 179H32V178L30 177ZM37 179H38V178H37ZM97 179H98V178H97ZM230 179H231V175H230ZM1 180H2V178H1ZM3 180H5V179H3ZM46 180H47V179H46ZM50 180H51V179H50ZM68 180H69V179H68ZM91 180H92V179H91ZM100 180H101V179H100ZM116 180H117V179H116ZM144 180H145V179H144ZM154 180H155V179H154ZM156 180H157V179H156ZM156 180H155V181H156ZM178 180H179V178H178ZM244 180H245V179H244ZM252 180H253V178H252ZM5 181H7V180H5ZM16 181H17V180H16ZM54 181H55V180H54ZM186 181H187V180H186ZM222 181H223V179H222ZM235 181H236V180H235ZM248 181H249V180H248ZM0 182H1V181H0ZM8 182H9V181H8ZM44 182H45V181H44ZM46 182H47V181H46ZM58 182H60V180H59ZM112 182L114 183V179H113ZM117 182H118V181H117ZM126 182H127V181H126ZM143 182H144V181H143ZM153 182H154V181H153ZM212 182H213V181H211V183H212ZM233 182H234V181H233ZM236 182H237V181H236ZM3 183H4V182H3ZM17 183H18V182H17ZM17 183H15V184L17 185ZM55 183H57V182H55ZM77 183H78V182H77ZM84 183H85V181H84ZM88 183H89V182H88ZM119 183H120V182H119ZM134 183H135V182H134ZM149 183H150V182H149ZM149 183H148V184H149ZM156 183H158V182H156ZM223 183H225V182L223 181ZM262 183H263V180H262ZM15 184H14V185H15ZM57 184H58V183H57ZM67 184H68V183H67ZM135 184H136V183H135ZM146 184H147V183H146ZM152 184H153V183H152ZM225 184H227V183H225ZM238 184H239V183H238ZM246 184H247V183H246ZM256 184H257V183H256ZM258 184H259V183H258ZM2 185H3V184H2ZM4 185H5V184H4ZM69 185H70V184H69ZM69 185H67V186H69ZM88 185H89V184H88ZM90 185H91V184H90ZM116 185H117V184L115 183V186H116ZM119 185H121V184H119ZM137 185H138V184H137ZM223 185H224V184H223ZM18 186H20V184H19ZM28 186H29V185H28ZM121 186H123V185H121ZM208 186H209V185H208ZM4 187H5V186H4ZM4 187H3V188H4ZM20 187H21V186H20ZM20 187H19V188H20ZM23 187H24V186H23ZM41 187H43V186L41 185ZM97 187H98V186H97ZM99 187H101V186H99ZM102 187H104V186H102ZM108 187H109V186H108ZM108 187H106V189H108ZM157 187H158V186H156L155 189H156ZM248 187H249V185H248ZM251 187H252V186H251ZM263 187H264V186H263ZM0 188H2V187L0 186ZM3 188H2V189H3ZM15 188H16V187H15ZM19 188H16V189H19ZM55 188H56V187H55ZM55 188H53V189H55ZM71 188H72V187H71ZM75 188H76V187H75ZM109 188H110V187H109ZM145 188H146V187H145ZM194 188H196V187H194ZM226 188H228V187H226ZM229 188H230V184H229ZM21 189H23V188H21ZM43 189H44V188H43ZM50 189H52V188L50 187ZM60 189H61V188H60ZM69 189H70V188H69ZM117 189H118V188H117ZM122 189L124 190V188H122ZM126 189H127V188H126ZM238 189H240V188H238ZM256 189H257V188H256ZM3 190H4V189H3ZM9 190H10V189H9ZM19 190H20V189H19ZM66 190H67V189H66ZM75 190H76V189H75ZM79 190H80V189H79ZM79 190H78V191H79ZM87 190H88V189H87ZM118 190H119V189H118ZM148 190H149V189H148ZM148 190H146V191H148ZM194 190H195V189H194ZM235 190H236V189H235ZM5 191H6V190H5ZM20 191H22V190H20ZM45 191L48 193L47 190H45ZM71 191H72V190H71ZM91 191H92V190H91ZM91 191H90V194H92V193L94 194V192L91 193ZM99 191H100V189H99ZM108 191H109V190H108ZM124 191H125V190H124ZM150 191H152V190H150ZM197 191H198V190H197ZM231 191H233V190H231ZM241 191H242V189H241ZM241 191H240V193H241ZM0 192H2V191H0ZM3 192H4V191H3ZM11 192H12V191H11ZM23 192H24V191H23ZM29 192H30V191H29ZM110 192H111V191H110ZM110 192H108V195L110 194ZM114 192H116V191H114ZM143 192H144V191H143ZM158 192H160V191H158ZM224 192H225V191H224ZM249 192H250V191H249ZM5 193H6V192H5ZM5 193H4V194H5ZM49 193H50V192H49ZM119 193H120V191H119ZM123 193H124V192H123ZM127 193H130V192H127ZM242 193H243V192H242ZM251 193H252V192H251ZM255 193H256V192H255ZM51 194H52V193H51ZM53 194H54V192H53ZM11 195H12V194H10V196H11ZM55 195H56V194H55ZM102 195H104V193H102ZM110 195H111V194H110ZM125 195H126V194H125ZM157 195H159V194H157ZM162 195H163V194H162ZM169 195H170V194H169ZM215 195H217V194H215ZM245 195H246V193H245ZM253 195H254V194H253ZM12 196H13V195H12ZM28 196H29V194H28ZM217 196H218V195H217ZM226 196H227V195H226ZM257 196H258V194H257ZM16 197H17V195H16ZM53 197H55V196H53ZM66 197H67V196H66ZM74 197H75V196H74ZM83 197H84V196H83ZM114 197H115V196H114ZM130 197H131V196H130ZM132 197H133V196H132ZM132 197H131V198H132ZM161 197H162V196H161ZM163 197H164V196H163ZM244 197L247 198V197H250V196H244ZM0 198H1V197H0ZM50 198H51V197H50ZM85 198H86V196H85ZM131 198H129V199H131ZM40 199H41V198H40ZM74 199H75V198H74ZM76 199H77V198H76ZM95 199H96V198H95ZM98 199H99V197H98ZM107 199H109V196H108ZM107 199H106V200H107ZM123 199H124V197H123ZM143 199H144V198H143ZM162 199H164V198H162ZM222 199H223V198H222ZM248 199H249V198H248ZM263 199H264V198H263ZM0 200H1V199H0ZM17 200H18V199H17ZM23 200H24V199H23ZM41 200H42V199H41ZM52 200H54V199H52ZM124 200H125V199H124ZM155 200H156V199H155ZM256 200H257V199H256ZM261 200H262V199H261ZM261 200H258V202L261 201ZM21 201H22V200H21ZM21 201H20V202H21ZM24 201L27 202L26 199H25ZM49 201H50V200H49ZM54 201L56 202V200H54ZM91 201H92V200H91ZM99 201H100V199H99ZM110 201H111V200H109V202H110ZM120 201H122V200H120ZM133 201H134V200H133ZM223 201H224V200H223ZM250 201H251V200H250ZM3 202H4V201H3ZM15 202H16V201H15ZM75 202H76V201H75ZM100 202H101V201H100ZM104 202H105V201H104ZM104 202H103V203H104ZM106 202H107V201H106ZM167 202H168V201H167ZM227 202H228V201H227ZM243 202H244V200H243ZM41 203H43V201H41ZM48 203H49V202H48ZM50 203H51V202H50ZM122 203H124V201H123ZM168 203H169V202H168ZM244 203H245V202H244ZM246 203H248V202H246ZM260 203H261V202H260ZM0 204H2V203H0ZM43 204H44V203H43ZM72 204H73V203H72ZM93 204H94V203H93ZM99 204H100V203H99ZM157 204H158V203H157ZM157 204H156V207H158ZM180 204H181V203H180ZM227 204H228V203H227ZM30 205H34V203H33V204H30ZM47 205H48V204H47ZM106 205H108V202H107ZM122 205H123V204H122ZM138 205H139V203H138ZM158 205H159V204H158ZM163 205H164V204H163ZM239 205H240V204H239ZM119 206H121V205H119ZM132 206H133V205H132ZM132 206H131V208H132ZM150 206H151V205H150ZM161 206H162V204H161ZM164 206H166V205H164ZM28 207H29V206H28ZM38 207H40V205H39ZM50 207H51V206H50ZM50 207L48 206L49 209H50ZM107 207H109V205H108ZM121 207H122V206H121ZM121 207H120V208H121ZM175 207H176V206H175ZM40 208H41V207H40ZM40 208H39V209H40ZM44 208H45V207H44ZM80 208H81V207H80ZM87 208H88V207H87ZM129 208H130V207H129ZM140 208H141V207H140ZM143 208H144V207H143ZM148 208H149V207H148ZM166 208H168V207H166ZM171 208H172V207H171ZM259 208H260V207H259ZM5 209H6V208H5ZM39 209H38V210H39ZM101 209H102V208H101ZM101 209H99V210H101ZM127 209H128V208H127ZM141 209H142V208H141ZM146 209H147V208H146ZM260 209H261V208H260ZM52 210H53V207H52ZM102 210H103V209H102ZM111 210H114V209H111ZM165 210H166V209H165ZM180 210H181V209H180ZM180 210H179V211H180ZM255 210H256V209H255ZM261 210H263V209H261ZM0 211H1V210H0ZM4 211H5V210H4ZM25 211H26V210H25ZM28 211H29V210H28ZM46 211H47V210H46ZM49 211H50V210H49ZM114 211H115V210H114ZM125 211H126V210H125ZM144 211H146V210H144ZM150 211H151V210H150ZM150 211H149V213H151ZM173 211H174V210H173ZM257 211H258V210H256V212H257ZM263 211H264V210H263ZM54 212L56 213L55 210H54ZM116 212H117V211H116ZM136 212H137V211H136ZM152 212H153V211H152ZM169 212H170V211H169ZM180 212H181V211H180ZM251 212H252V211H251ZM24 213H25V212H24ZM24 213H23V214H24ZM55 213H54V214H55ZM82 213H83V212H82ZM105 213H107V211H106ZM149 213H147V214H149ZM228 213H229V212H228ZM259 213H260V211H259ZM117 214H118V213H117ZM125 214H126V213H125ZM137 214H138V213H137ZM186 214H188V213H186ZM216 214H217V213H216ZM12 215H13V214H12ZM14 215H15V214H14ZM86 215H87V214H86ZM97 215H99V214H97ZM104 215H105V214H104ZM115 215H116V214H115ZM120 215H123V214H120ZM180 215H181V214H180ZM10 216H11V215H10ZM10 216H9V217H10ZM87 216H88V215H87ZM112 216H113V215H112ZM135 216H136V215L134 214V217H135ZM138 216H139V215H138ZM151 216H152V215H151ZM163 216H164V215H163ZM163 216H162V218H163ZM218 216H219V215H218ZM3 217H4V215H3ZM7 217H8V216H7ZM12 217H13V216H12ZM147 217H148V216H147ZM184 217H185V216H184ZM0 218H1V217H0ZM13 218H14V217H13ZM29 218H30V217H29ZM34 218H35V217H34ZM88 218H89V217H88ZM94 218H95V216H94ZM113 218H114V217H113ZM117 218H118V217H117ZM117 218H116V220H117ZM127 218H128V217H127ZM245 218H246V217H245ZM1 219H3V218H1ZM9 219H11V217H10ZM74 219H76V217H75ZM106 219H107V218L105 217V220H104V221H106ZM123 219H124V218H123ZM128 219H130V217H129ZM147 219H148V218H147ZM181 219H182V218H181ZM246 219H247V218H246ZM16 220H17V219H16ZM18 220H19V217H18ZM63 220H64V219H63ZM82 220H83V219H82ZM82 220H80V221H82ZM85 220H86V218H85ZM89 220H90V219H89ZM114 220H115V219H114ZM119 220H120V219H119ZM119 220H118V221H119ZM121 220H122V219H121ZM137 220H138V219H137ZM163 220H164V219H163ZM19 221H20V220H19ZM21 221H22V218H21ZM60 221H62V220H60ZM76 221H77V220H76ZM80 221H79V222H80ZM122 221H123V220H122ZM130 221H131V220H130ZM149 221H150V220H149ZM232 221H233V220H232ZM107 222H108V221H107ZM107 222H105V223H107ZM114 222H115V221H114ZM123 222H124V221H123ZM152 222H153V221H152ZM64 223H67V222H64ZM80 223H81V222H80ZM125 223H126V222H125ZM177 223H178V222H177ZM87 224H88V223H87ZM115 224H116V223H115ZM128 224H129V222H128ZM186 224L188 225L189 223L186 222ZM12 225H13V224H12ZM15 225H16V224H15ZM66 225H67V224H66ZM82 225L84 226V223H83V222H82ZM129 225H130V224H129ZM137 225H138V224H137ZM152 225H153V224H152ZM193 225H195V224H193ZM13 226H14V225H13ZM16 226H17V225H16ZM76 226H77V225H76ZM109 226H110V225H109ZM116 226H118V224H117ZM133 226H134V225H133ZM153 226H155V225H153ZM158 226H159V225H157V227H158ZM188 226H189V225H188ZM198 226H199V225H198ZM9 227H10V226H9ZM60 227H61V226H60ZM77 227H78V226H77ZM110 227H112V226H110ZM114 227H115V226H113V230L116 228V227H115V228H114ZM135 227H136V225H135ZM123 228H125V227H123ZM136 228H137V227H136ZM154 228H155V229H158V228H156V227H154ZM194 228H195V226H194ZM200 228H201V227H200ZM0 229H1V228H0ZM20 229H21V228H20ZM22 229H24V228H22ZM30 229H31V228H30ZM66 229H67V228H66ZM108 229H110V228L108 227ZM117 229H118V228H117ZM155 229H153V230H155ZM161 229H162V228H161ZM198 229H199V228H198ZM45 230H46V229H45ZM113 230H112V231H113ZM115 230H116V229H115ZM115 230H114V231H115ZM120 230H121V229H120ZM124 230H125V229H124ZM169 230H170V229H168V231H169ZM194 230H195V229H194ZM194 230H192V231H194ZM199 230H200V229H199ZM201 230H202V228H201ZM201 230H200V231H201ZM203 230H204V229H203ZM203 230H202V231H203ZM225 230H226V228H225ZM79 231H80V230H79ZM79 231H78V232H79ZM94 231H95V230H94ZM116 231L118 232V230H116ZM121 231H122V230H121ZM125 231H126V230H125ZM128 231L131 232L130 230H128ZM140 231L142 232L143 230H140ZM159 231H160V230H159ZM168 231H167V232H168ZM170 231H171V230H170ZM202 231H201V232H202ZM1 232H2V231H1ZM52 232H53V230H52ZM143 232H144V231H143ZM143 232H142V233H143ZM146 232H147V231H146ZM149 232H151V231L149 230ZM161 232H163V231L161 230ZM26 233H27V231H26ZM28 233H29V230H28ZM79 233H80V232H79ZM108 233H109V232H108ZM108 233H106V234H108ZM124 233H125V232H124ZM132 233H133V232H131V234H132ZM156 233H157V232H156ZM163 233H164V232H163ZM168 233L172 235L171 232H168ZM175 233H176V232H175ZM195 233H196V232H195ZM205 233H206V232H205ZM51 234H52V233H51ZM59 234H60V233H59ZM72 234H73V233H72ZM93 234H94V233H93ZM103 234H104V233H103ZM133 234L135 235V232H134ZM146 234H147V233H146ZM150 234H151V233H150ZM197 234H200V233L197 232ZM88 235H89V234H88ZM104 235H105V234H104ZM147 235H148V234H147ZM156 235H157V234H156ZM160 235H162V234H160ZM195 235H196V234H195ZM203 235H204V234H203ZM74 236H75V235H74ZM77 236H78V235H77ZM162 236H163V235H162ZM168 236H169V235H168ZM168 236H167V237H168ZM193 236H194V235H193ZM208 236H209V234H208ZM53 237H54V236H53ZM108 237H110V235H109ZM140 237H141V236H140ZM153 237H154V236H153ZM169 237H172V236H169ZM203 237H204V236H203ZM0 238H1V237H0ZM10 238H12V237H10ZM90 238H91V237H90ZM92 238H93V237H92ZM137 238H138V237H137ZM179 238H181V237H179ZM190 238H191V237H190ZM190 238H189V239H190ZM196 238H198V236H196ZM206 238H207V237H206ZM209 238H210V237H208V239H209ZM96 239H97V238H96ZM112 239H113V238H112ZM126 239H127V238H126ZM133 239H134V238H133ZM139 239H141V238H139ZM142 239H143V238H142ZM155 239H156V238H155ZM169 239H170V238H169ZM200 239H202V238H200ZM1 240H2V239H1ZM12 240H13V239H12ZM35 240H36V239H35ZM198 240H199V238H198ZM209 240H210V239H209ZM246 240H247V239H246ZM3 241H4V240H3ZM36 241H37V240H36ZM55 241H56V240H55ZM93 241H94V239H93ZM103 241H104V240H102L101 242H103ZM110 241H111V240H110ZM125 241H126V240H125ZM125 241H124V242H125ZM138 241H139V240H137L136 242H138ZM140 241H141V243H143L142 240H140ZM190 241H191V239H190ZM200 241H201V240H200ZM19 242H20V241H19ZM72 242H73V241H72ZM112 242H113V241H112ZM112 242H111V243H112ZM132 242H134V241L132 240ZM169 242H170V241H169ZM202 242L204 243V239H203ZM211 242H212V241H211ZM2 243H3V242H2ZM4 243L6 244L7 242L4 241ZM4 243H3V245H4ZM104 243H105V241H104ZM127 243H128V242H127ZM161 243H162V242H160V244H161ZM170 243H171V242H170ZM180 243H181V242L179 241L178 244H180ZM199 243H201V242H199ZM203 243H202V244H203ZM11 244H12V243H11ZM82 244H83V243H82ZM94 244H95V243H94ZM97 244H98V242H97ZM97 244H95V245L93 246V248H95V246H97ZM102 244H103V243H102ZM105 244H107V243H105ZM105 244H104V245H105ZM112 244H113V243H112ZM116 244H117V243H116ZM122 244H123V243H122ZM122 244H121V246H123ZM125 244H126V242H125ZM139 244H140V243H139ZM204 244H205V243H204ZM212 244H214V243H212ZM0 245H1V244H0ZM37 245H38V244H37ZM37 245H35V246H37ZM41 245H43V243H42ZM91 245H93V244H91ZM145 245H146V243H145ZM180 245H181V244H180ZM8 246H9V245H8ZM14 246H15V245H14ZM44 246H45V245H44ZM56 246H57V245H56ZM66 246H67V245H66ZM121 246H120L119 248H121ZM124 246H126V245H124ZM139 246H140V245H139ZM139 246H137V247H139ZM146 246H148V244H147ZM6 247H7V244H6ZM113 247H114V246H113ZM127 247H128V246H126V248H127ZM129 247H130V246H129ZM199 247H201V245H200ZM202 247H203V245H202ZM3 248H4V246H3ZM8 248H9V247H8ZM8 248H6V250H7ZM36 248H37V247H36ZM86 248H87V247H86ZM116 248H117V247H116ZM119 248H118V249H119ZM122 248H123V247H122ZM124 248H125V247H124ZM155 248H156V247H155ZM155 248H154V249H155ZM165 248H166V246H165ZM181 248H183V247H181ZM181 248H179V249H181ZM193 248H194V246H193ZM34 249H35V247H34ZM67 249H69L68 246H67ZM88 249H89V248H88ZM127 249H128V248H127ZM135 249H137V248H135ZM138 249H139V248H138ZM191 249H192V248H191ZM194 249H195V248H194ZM0 250H2L1 247H0ZM36 250H37V249H36ZM73 250H74V249H73ZM90 250H91V249H90ZM99 250H100V249H99ZM99 250H98V251H99ZM107 250H108V249H107ZM159 250H160V249H159ZM183 250H184V248H183ZM186 250H187V249H186ZM188 250H189V249H188ZM206 250H207V249H206ZM4 251H5V250H4ZM33 251H34V250H33ZM100 251H101V250H100ZM122 251H123V252H126V251H124L123 249H122ZM122 251H121V252H122ZM127 251H128V250H127ZM129 251H131V250L129 249ZM137 251H138V250H137ZM175 251H176V250H175ZM194 251H195V250H194ZM203 251H204V250H203ZM35 252H36V251H35ZM43 252H44V251H43ZM101 252H102V251H101ZM135 252H136V251H135ZM151 252H152V251H151ZM151 252H150V253H151ZM186 252H187V251H186ZM189 252H190V250H189ZM207 252H210V250L208 249ZM214 252H215V250H214ZM47 253H48V252H47ZM75 253H76V252H74V254H75ZM77 253H78V252H77ZM92 253H93V252H92ZM102 253H103V252H102ZM136 253H137V252H136ZM153 253H154V252H153ZM156 253H157V250H156ZM158 253H159V252H158ZM203 253H204V252H203ZM203 253H202V254H203ZM215 253H216V252H215ZM217 253H218V252H217ZM37 254H39V253H37ZM37 254H36V255H37ZM93 254H94V253H93ZM98 254H100V253L98 252ZM124 254H125V253H123V255H124ZM127 254H128V253H127ZM130 254H131V252H130ZM130 254H129V255H130ZM161 254H162V252H161ZM165 254H166V253H165ZM167 254H168V253H167ZM187 254H188V252H187ZM187 254H185V255H187ZM202 254H201V257H202ZM207 254H208V253H207ZM207 254H205V255H207ZM209 254H210V253H209ZM3 255H4V254L2 253L1 256H3ZM29 255H30V254H29ZM31 255H34V253L32 254V252H31ZM94 255H96V254H94ZM94 255H93V257L98 256V255H96V256H94ZM104 255H105V254H104ZM121 255H122V254H121ZM123 255H122V257H123ZM138 255H140V254H138ZM138 255H137V256H138ZM158 255H159V254H158ZM158 255H157V256H158ZM215 255H216V254H215ZM12 256H13V255H12ZM19 256H20V255H19ZM39 256L41 257V255H39ZM99 256H101V255H99ZM113 256H114V255H113ZM150 256H151V255H150ZM163 256H165V255H163ZM166 256H167V255H166ZM178 256H179V255H178ZM182 256L184 257L183 254H182ZM182 256H181V257H182ZM197 256H198V255H197ZM213 256H214V255H213ZM218 256H219L220 259H221V256H220L219 254H218ZM218 256H217V257H218ZM3 257H4V256H3ZM10 257H11V256H10ZM36 257H37V256H36ZM36 257H35V259L38 258V257H37V258H36ZM169 257H170V255H169ZM175 257H176V256H175ZM186 257H187V256H186ZM208 257H209V256H208ZM11 258H12V257H11ZM11 258H10V259H11ZM14 258H15V257H14ZM19 258H21V257H19ZM43 258H45V257H43ZM48 258H51V257L48 256ZM136 258H137V257H136ZM146 258H147V257H146ZM150 258H151V257H150ZM156 258H157V257H156ZM167 258H168V257H167ZM184 258H185V257H184ZM215 258H216V256H214V259H215ZM10 259H9V260H10ZM12 259H13V258H12ZM12 259H11V260H12ZM21 259H22V258H21ZM81 259H82V257H81ZM85 259H86V258H85ZM85 259H84V260H85ZM118 259H119V258H118ZM147 259H148V258H147ZM151 259H152V258H151ZM168 259H169V258H168ZM177 259H178V258H177ZM188 259H189V257H188ZM194 259H195V257L193 258V262L195 261ZM216 259H217V258H216ZM15 260H16V258H15ZM15 260H14V261H15ZM25 260H26V257H25ZM27 260L29 261V259H27ZM33 260H34V259H32V261H33ZM44 260H45V259H44ZM51 260H52V259H51ZM136 260H137V259H136ZM171 260H172V259H171ZM171 260H170V262H171ZM175 260H176V259H175ZM179 260H180V259H179ZM199 260H200V259H199ZM202 260H203V259H202ZM221 260H222V259H221ZM18 261H20V259H18ZM28 261H27V262H28ZM37 261H38V260H37ZM76 261H77V260H76ZM93 261H94V260H93ZM103 261H104V260H103ZM103 261H102V262H103ZM129 261H130V260H129ZM145 261H147V260H145ZM150 261H151V260H150ZM150 261H149V262H150ZM155 261H156V260H155ZM163 261H164V260H163ZM184 261H186V260L184 259ZM223 261H224V260H223ZM238 261H239V260H238ZM4 262H5V260H4ZM39 262H40V261H39ZM50 262H51V261H50ZM54 262H55V261H54ZM79 262H81V261H79ZM79 262H78V263H79ZM118 262H119V261H118ZM133 262H135V261H133ZM172 262H173V261H172ZM217 262H218V261H217ZM19 263H20V262H19ZM78 263H77V264H78ZM128 263H129V262H128ZM136 263H137V261H136ZM143 263H144V262H143ZM145 263H146V262H145ZM145 263H144V264H145ZM197 263H198V261H197ZM215 263H216V262H215ZM215 263H214V264H215ZM221 263H222V262H221ZM7 264H8V263H7ZM9 264H13V261H12V263H9ZM36 264H37V263H36ZM38 264H39V263H38ZM52 264H53V262H52ZM69 264H70V263H69ZM81 264H82V263H81ZM110 264H111V263H110ZM121 264H122V263H121ZM132 264H133V263H132ZM152 264H153V262H152ZM157 264H158V263H157ZM166 264H167V262H166ZM168 264H169V263H168ZM173 264H176V263H173ZM178 264H179V263H178ZM185 264H186V262H185ZM199 264H203V263L200 262ZM208 264H209V263H208ZM223 264H225V262H223Z\"/></svg>",
  "mask_w": 264,
  "mask_h": 264
}]
</instances>
